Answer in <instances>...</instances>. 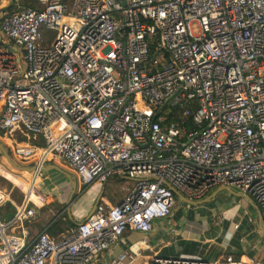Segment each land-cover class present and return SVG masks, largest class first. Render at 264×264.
<instances>
[{"label": "built area", "instance_id": "built-area-1", "mask_svg": "<svg viewBox=\"0 0 264 264\" xmlns=\"http://www.w3.org/2000/svg\"><path fill=\"white\" fill-rule=\"evenodd\" d=\"M37 1L0 6L9 150L25 162L61 161L84 187L110 177L132 185L56 236L42 230L30 240L25 223L47 202L36 190L40 171L18 201L0 188V206H13L0 217V264H88L126 229L148 232L167 216L172 188L196 200L227 185L264 221V0ZM40 26L55 30L47 45ZM107 264L264 259L128 246Z\"/></svg>", "mask_w": 264, "mask_h": 264}, {"label": "crops", "instance_id": "crops-1", "mask_svg": "<svg viewBox=\"0 0 264 264\" xmlns=\"http://www.w3.org/2000/svg\"><path fill=\"white\" fill-rule=\"evenodd\" d=\"M9 2L10 0H0V6ZM31 173L33 176V172ZM93 185L94 184L91 186ZM53 187L55 186H50V190H52ZM238 196L244 199L246 203L245 207H247V205L254 207L256 213L254 218L246 212V209H243V217H234L235 219L230 217V213L226 212L223 214L227 217L225 225L218 227L215 223L210 225L208 223L207 226L209 227H206L203 224H198L196 221L197 215L195 211H198V209L195 208V206L186 208L180 205L179 208L172 212L170 211L167 216L153 220L151 230L148 232L126 229L109 252L98 255L88 264H107L117 252L128 246L136 248V250L140 252L159 251L162 252L160 254H186L204 258H213L223 255H231L240 258L254 257L253 255L260 251L257 250L258 245L255 239L253 225L251 227V225L248 224H253V221H256V226L259 230L261 229L259 211L251 198H246L242 195ZM175 197L177 196L175 195ZM56 199L59 200V198ZM99 200L114 203V201L110 200L103 192L99 196ZM74 213L75 212H72L71 215H74ZM77 214L78 213H75V215ZM244 216H246V218H244ZM212 226L214 228H212ZM250 232L252 233V238L248 237ZM242 237H247V239L245 238L247 242H243Z\"/></svg>", "mask_w": 264, "mask_h": 264}, {"label": "rangeland", "instance_id": "rangeland-1", "mask_svg": "<svg viewBox=\"0 0 264 264\" xmlns=\"http://www.w3.org/2000/svg\"><path fill=\"white\" fill-rule=\"evenodd\" d=\"M42 33L41 36L44 38L46 36L49 38V41L53 38L55 34V30L49 29L45 26H42ZM21 136L18 134L17 138H20ZM0 142L3 144L4 148L8 152L9 156L12 160L16 162V164L23 165V166H31L32 164H35L34 161L25 162L22 161V159H18L9 150V146L7 145V139L4 138V135L2 132H0ZM53 162L57 166H59L62 170L67 171L71 174V176L75 179L73 173L71 170H69L67 167L63 165L61 161L58 160H51L46 161L43 164ZM29 171V172H28ZM32 171H20L14 168L7 162L4 158V156L0 152V188L3 189L5 192H7L10 199L13 201H18L23 193V189H25L26 185L30 183L32 178ZM38 178H40V182H38V178L36 179V190L39 192H42L46 195L47 201L54 200L56 198H59L60 201H65L68 193L71 190V185L66 176L60 172L58 169H48L45 172L40 171L38 174ZM76 180V179H75ZM129 180L121 177H112L109 178L105 185L103 184H94L91 187H84L81 183H79L76 180L75 187L73 192L71 193V203L69 204V212L70 214L72 212L78 213L77 215H72L73 221L81 220L89 211L94 199L97 197L100 190H102L103 193H106L107 191H111L116 193H119L122 191L126 185H129ZM50 186L53 187L52 190H50ZM215 188V187H214ZM212 188L211 190H213ZM210 190V191H211ZM209 191V192H210ZM208 192V193H209ZM206 193V194H208ZM205 194V195H206ZM204 195V196H205ZM87 199V200H86ZM86 200V201H85ZM9 202V201H8ZM84 202V203H83ZM10 203V202H9ZM183 203V204H182ZM11 204V203H10ZM249 204V203H248ZM184 207H193L198 209L196 212L197 215V222L198 224H203L206 227L209 223H215L218 227L225 225V221H227V217H225L223 214L230 213L231 218H236L239 216L244 215L243 209H246V212L254 218L256 216L255 209L253 206H246V203L244 202V199L238 195H235L233 192L226 190V189H218L214 197L211 198L208 201H205L200 204H191L186 203L185 201L179 199L178 197L174 198L171 212L179 206ZM10 208L5 204L0 206V217L9 215L5 212L8 211ZM37 211V209H36ZM5 213V215H4ZM246 213V214H247ZM234 218V219H235ZM246 218V216H244ZM78 219V220H77ZM219 219V220H217ZM234 221V220H233ZM235 222V221H234ZM63 222H60L59 225H63ZM254 232H255V239L257 240V245L260 252L253 255L257 260L262 261L264 259V238H263V230L256 226V221H253ZM242 227V226H241ZM212 228H214L212 226ZM216 228V227H215ZM251 234V235H250ZM257 236V237H256ZM249 238H252V233L250 232L248 234ZM247 239V237H245ZM244 237H242L243 242H247ZM157 253H162L157 251Z\"/></svg>", "mask_w": 264, "mask_h": 264}, {"label": "trees", "instance_id": "trees-1", "mask_svg": "<svg viewBox=\"0 0 264 264\" xmlns=\"http://www.w3.org/2000/svg\"><path fill=\"white\" fill-rule=\"evenodd\" d=\"M66 3H69L71 0H62ZM35 7L39 8L40 4L37 0H18V6L15 4L9 3L5 7L7 9H14L17 7ZM42 26L39 27V31L42 33ZM49 43V38L44 36L42 40V45H47ZM112 178V177H110ZM109 179V178H108ZM107 179V180H108ZM127 179V178H125ZM107 180L104 182L106 184ZM129 180V185L120 191L119 193H114L111 191H107L105 194L110 200L117 202L119 201L123 195L129 190L132 185V180ZM6 205L10 208L5 213L10 215L13 211V206L8 201ZM4 213V215H5ZM72 215L68 216L66 210L64 209V202L54 199L47 201L37 208L36 213L32 216L25 224L28 231L27 240H30L33 236H35L39 231H46L51 236H56L58 233L65 231L70 226L74 224L72 220ZM60 222H63V225H59Z\"/></svg>", "mask_w": 264, "mask_h": 264}, {"label": "water", "instance_id": "water-1", "mask_svg": "<svg viewBox=\"0 0 264 264\" xmlns=\"http://www.w3.org/2000/svg\"><path fill=\"white\" fill-rule=\"evenodd\" d=\"M121 3H124V0H121ZM0 43L7 46L6 44H4L1 40H0ZM8 47V46H7ZM172 97V95L169 97V99ZM0 152L1 154L4 156L5 160L7 162H9V164L11 166H13L14 168H18V169H24V170H31L33 172L35 171H43L45 172L46 170L48 169H58L60 172H62L66 178L68 179V181L70 182V185H71V190L70 192L68 193V196L66 198V200L64 201V209L66 210L68 216H70V212H69V204L71 203L72 199H71V193L73 192L74 190V187H75V179L71 176L70 173H68L67 171L65 170H62L59 166H57L55 163L53 162H49V163H46V164H42V163H39V164H32L31 166H23V165H19V164H16V162L14 160L11 159V157L9 156L8 152L6 151V149L4 148L3 144L0 142ZM226 189V190H229L237 195H242V196H245L246 198H250L247 194L245 193H242V192H239L237 190H234L233 188L227 186V185H219V186H216L215 189H213L209 194H207L206 196L200 198V199H191V198H188L184 195H182L180 192H178L177 190L173 189L172 188V191L174 193V195H176L177 197H179L180 199H182L183 201L185 202H188V203H191V204H196V203H202V202H205V201H208L210 200L211 198L214 197V194L215 192L218 190V189ZM102 193V190H100V192L98 193L97 197L94 199L92 205H91V208L89 209L88 213H90L92 211V209L94 208L95 204L97 203L98 199H99V196L101 195ZM259 213V212H258ZM83 219V218H82ZM259 219H260V227L261 229L263 230V233H264V221L259 213ZM74 223H78V221H74ZM263 238H264V235H263Z\"/></svg>", "mask_w": 264, "mask_h": 264}, {"label": "bare ground", "instance_id": "bare-ground-1", "mask_svg": "<svg viewBox=\"0 0 264 264\" xmlns=\"http://www.w3.org/2000/svg\"><path fill=\"white\" fill-rule=\"evenodd\" d=\"M17 170H20V171H26V170H24V169H18V168H16ZM29 172V171H28ZM33 172V171H32ZM34 174V173H33ZM33 177H34V175L32 176V178H31V181H33L34 179H33ZM31 181H30V183H31Z\"/></svg>", "mask_w": 264, "mask_h": 264}]
</instances>
